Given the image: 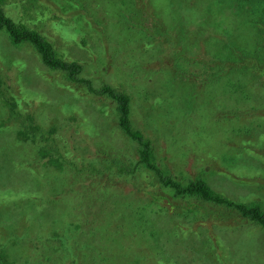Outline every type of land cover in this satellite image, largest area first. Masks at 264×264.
Instances as JSON below:
<instances>
[{
  "label": "rangeland",
  "instance_id": "rangeland-1",
  "mask_svg": "<svg viewBox=\"0 0 264 264\" xmlns=\"http://www.w3.org/2000/svg\"><path fill=\"white\" fill-rule=\"evenodd\" d=\"M29 1L32 3L28 7L29 26L52 38L63 58L84 65L81 75L90 79L92 84L73 83L60 71L46 68L29 46L13 48L4 45L5 51L11 50L9 56L22 65L12 64L7 72L9 83L25 93L26 101L19 112L25 117L28 115L31 121L20 119L19 122L30 123L36 119L46 131L56 124L59 129L52 134L55 140L46 145V150L54 158L63 157V164L70 169L69 173L58 171L59 175H52L53 169L57 171V168L47 157L37 154V148L25 144L12 171L0 167V189L33 191L38 182L42 186V194L37 199L20 195L17 196L21 199L19 201L5 199L7 203L0 202V250L4 245V248L9 246L8 258H0V264H24L25 260H29V264H55L45 263L46 257L52 253L51 244L66 259L64 264H74L67 247L66 250L47 240L50 233H65L67 228L63 230V225L69 227L72 221L80 223L76 227L96 229L92 238L84 237L78 229L79 244L70 246L72 249L83 244L84 247L85 244L90 246L84 249L88 257L87 260L84 258L86 264H100L103 255L107 256L105 264H117L116 258L121 262L124 257L131 264L133 261L139 264L135 260L138 242L148 238L155 244L158 239V246L168 256L176 252L181 257L178 264H220L223 252L217 248L222 247L221 241L228 248L225 264H264V228L242 219L227 221L224 208L197 205L195 208L199 209H189L187 215L183 210L191 223L189 232L185 233L188 237L184 238L185 235L175 234L179 232L176 220L182 216L175 217L171 210L163 211L164 200H156L158 192L170 194L168 187L158 183L157 176L140 169L134 179L120 177L122 186L118 176L111 171L115 165L109 164L127 165L136 160L139 145L119 126L115 101L106 96H94L90 90L107 84L131 95L133 104H137L139 126L157 146L158 165L166 164L165 169L171 175L183 177L182 181L192 175L202 177L211 188L234 200L240 201L249 193L252 201L264 200V155L260 153L264 144L257 143L258 132L244 136L255 144L249 143V151L237 150L245 158L234 168L236 174H242V179L219 173L225 166L223 160L234 159L236 152V135L230 127L239 124L235 120L228 123V116L234 115L238 106L248 104L245 96L248 89L252 93L251 99L264 103V0H243L241 6H223L220 0H195L191 5L190 0H175L179 6H173L175 1L165 6L163 0H157L155 7L149 3L151 12L141 6L140 0L131 3L128 0H8V6L18 4L10 6V16L19 20V7L28 6ZM124 1L129 6H125ZM148 1L144 0L145 3ZM175 7L186 14L180 13L178 18H173L169 12ZM211 10L217 25L213 30L217 47L227 43L233 56L232 42L236 39L237 42H247L248 48L257 51L250 66L240 64L241 69L233 74L243 75L244 84H247L241 90L242 96L229 86L227 77L232 74L219 75V70L213 68L217 78L206 77L207 68L201 61L209 46L204 44L206 36H201L197 42L184 33L186 20L202 16L204 20H211L206 15ZM166 18L170 24L156 33L157 22L164 24ZM62 21L69 27L64 33L66 37L56 26ZM225 25L229 29L228 39L222 35ZM147 31L149 33L144 35L143 32ZM153 34L159 43L158 49L152 47L151 43H155L153 36L152 40L149 39ZM73 36L75 40H72ZM166 36L174 37L180 46H166L162 42L166 41ZM188 54L192 59L189 60ZM20 68L22 73L17 75ZM253 68L255 71H250ZM13 71H16L15 75L11 74ZM256 102L249 104L256 105ZM2 110L6 113L0 100V112ZM223 110L229 115L223 116ZM241 112L239 118L245 116L240 124L244 131L247 125L251 129L262 127L263 130L264 122L263 126H258L254 116L258 110ZM216 127L225 129L221 131L223 134L218 136L214 130ZM204 128L213 135L204 134ZM228 138L233 141L222 144ZM207 152L210 156H206ZM78 160L86 165L102 163L101 168L111 166V169L105 175H96L90 170L85 172L86 175H80L66 162L81 163ZM240 161L239 158L238 163ZM259 172L260 176L254 175ZM88 182L90 184L86 186ZM102 182L106 187L97 191ZM142 207L145 210L135 212V208ZM67 215V220L63 219ZM146 221L157 231L154 237L150 235L151 229L147 228ZM120 233L132 237L130 245L107 248L110 243H107L106 234L114 238ZM91 255L97 260H91ZM153 260L147 256L141 264H153Z\"/></svg>",
  "mask_w": 264,
  "mask_h": 264
},
{
  "label": "trees",
  "instance_id": "trees-1",
  "mask_svg": "<svg viewBox=\"0 0 264 264\" xmlns=\"http://www.w3.org/2000/svg\"><path fill=\"white\" fill-rule=\"evenodd\" d=\"M36 2L37 0H33ZM132 0H128V2L131 3ZM175 0H163L166 4L171 3ZM127 1H124L125 6H129ZM141 6L143 8L148 9L150 12V7L149 3L152 5V7H155L154 4L157 3V0H149L148 3H145L144 0H140ZM162 2V3H163ZM195 0L192 3V0H190V5L194 4ZM223 6H241L243 0H220ZM39 4L43 5L42 2ZM8 0H0V100L3 103V108L6 109V113L2 110L0 112V167L2 170L6 171H12L14 168V165L16 164V158L23 152L24 144L28 147H33L38 149V153L40 156L43 158L49 159V162L54 165L57 168V171L53 169L52 175H59L57 172H66L69 173V169L67 167V164L64 163L63 157L61 158H54L52 157V154L50 151L46 150V145L51 144L54 142V137L52 134L54 131L58 130L59 127L57 128L56 124H53L51 127L49 126L50 130L46 131L38 122L36 119H34V122L30 123H25V122H19L20 119L22 120H27L31 121V118L27 115V117L23 116L22 113L19 112L20 108L22 107V103L26 101L25 98V93L23 91L17 90L14 88V85L9 83V76L7 74L8 69L10 65H21L19 61L15 60L14 57H10L9 53L10 51H5L4 50V45L8 44L10 46H13V48L17 47H23V46H29L33 48L34 55L37 54L38 60L41 62V64H44L46 68L53 70V71H60L63 75V77L71 81L73 83H81L83 82L84 84H89L91 85L92 82L90 79H86L82 77L81 73L84 69V65L81 63L77 62L76 60L70 59V58H63L59 52L56 49V46L54 45V42L52 41V38L46 37L44 33H39L38 31H35L29 26V20H31V15L28 12V7L32 6V3L29 1L28 6H20V17L19 20L15 19V16H10V12L8 10L10 9V6H17L18 4L12 3L10 6H8ZM173 6H179L178 2L175 1ZM157 7V6H156ZM153 11V10H152ZM170 11V10H169ZM180 13L186 14L184 10L179 9V7H175L172 11L169 12V15L172 16L173 18H178ZM210 14V15H209ZM122 16H127L125 14H121ZM208 17H211V20L206 18L204 20V17H196L193 18L189 21H185L186 23H189L190 25H186L185 23V35L190 37V40L193 39L197 42L201 40V36L205 35L206 40L204 41L205 45L208 46V50L204 56L201 57V61L204 63V67L207 68L205 72H207L206 77L211 79V78H217L215 71L213 68H217L219 70V75L223 74H232L231 76L227 77V81L231 84L229 85L230 88L235 89L237 93H239L241 96L243 95L242 89H244V84L245 80L243 78V75L238 74L233 75L235 72L239 71L240 64H246L247 66L251 65V60L254 58V56H257V51L256 49L254 50L253 47L250 49L247 45V42H241V41H234L232 42V49L233 51L231 53H235L233 56L232 54L229 53L228 51V44L225 43L222 47H217L215 43V38L213 35V30L217 25L214 23V12L211 10L210 12L206 13ZM201 16V15H199ZM129 17V16H128ZM122 21V20H121ZM119 24V22H118ZM170 20L166 18L164 21V24L162 22H157L155 26L156 33H160V29L163 28L165 25H169ZM56 26H59V28L62 29L63 32V37L65 32H67L68 28L64 21L58 22ZM155 31L153 33H155ZM229 29L227 30V26L225 25V33H223V37L228 39V34ZM144 35L148 34L149 32H143ZM154 35H151L149 38L152 40V36L154 38ZM164 36V35H163ZM204 37V36H203ZM240 38V37H239ZM166 41H162L166 46L172 45V44H177V40L173 37V39L164 37ZM51 40V41H50ZM72 40H75V36L72 37ZM172 40V41H171ZM155 43L153 44L152 47L159 48V43L156 42V39L154 38ZM147 45V44H146ZM149 45V44H148ZM180 46V45H179ZM224 55V57H222ZM189 60L192 59V56L188 54ZM264 58V57H263ZM245 61V63H241ZM40 64V65H41ZM242 67V66H241ZM24 68V67H22ZM202 71V70H201ZM214 71V72H213ZM250 71H255V68L251 69ZM22 73V69L20 68L17 75ZM203 73V72H202ZM11 74H16V71H13ZM241 75V76H239ZM252 76V74H250ZM203 75L201 74V77ZM232 76L235 77L232 81ZM9 78V80H8ZM191 80L192 77H189ZM203 80V79H202ZM87 84V85H88ZM91 93L94 96H106L111 98L112 100L115 101L116 104V113H118L117 120L119 123V126L122 128V130L129 136L130 138L136 140L138 142L139 148L138 152L136 155V160L130 161V163H127V165L122 164L120 165L119 163H110L109 165H115L112 169L111 166L108 167H100V165H95L93 163L90 164H85L84 161L79 162H73V161H66L68 162V165L71 166L72 169L76 171L77 174L80 175H86L85 172H88L90 170L92 173L96 175H105L106 172L111 169L113 171L114 175L118 176V179L120 180V183H123L122 178L120 177H125L130 179H134L136 176V173L140 171V169H143V173H150L154 176L158 177V183L161 184V186H166L169 189L170 194L168 192H158L157 196L159 198H156L157 201H162L164 200V207H162V210H171L173 215L175 217H181V219H177V225H178V233L177 231L175 232L176 235H185V233L189 232L188 230L190 229V220L187 214H189L190 210L195 208L197 205H208L211 207H220L224 208L225 211H227L225 214L226 220L230 222H234L235 219H242L245 220L246 222H249L250 224H255L257 227H260L261 229L264 228V207L262 206L264 204V200H256L252 201L251 200V194L249 193L248 195H244L240 201L238 199L234 200L232 198H229L227 195H225L222 192H218L211 188V186L207 183L205 179L202 177H192V175L189 179H185V181H182V178H177L169 171L165 169L164 166L158 165V158H157V146L150 138L148 135H146L141 127L139 126V121L137 119V104L134 105L132 101V97L130 94L127 92L121 90L119 87H113L111 85L104 84L99 89H93L91 88ZM247 103L248 104H242L241 106H238L237 110H234V115H229L225 113L223 110V116L229 115L227 118L228 123H231L232 120L237 121L239 126L235 127H230V131L232 133H235L236 137V143H235V148L236 152L234 154V159L230 160H223L224 161V168L220 170L219 173H225L228 176H236L238 178L242 179V174H236L234 168H236L238 165L242 164L245 161V158L243 155L238 154L237 150L240 149L242 151H249V143L252 145H255L253 142L247 141L246 138H244L245 134L249 135L254 132L257 133V143L258 144H264V127L262 130V127L258 129H251L247 125L245 126V131L244 129L240 126L242 124V121H244L245 116L243 119L239 118V114H242V110H249L253 111V109L258 110V113L254 115L257 122L259 123L258 126H263L262 122H264V103H257L254 99L252 98V93L248 89V92L245 94ZM250 102H256L257 104H249ZM215 104V103H214ZM229 107V106H228ZM226 107V108H228ZM244 115V114H243ZM216 117V115H215ZM253 118V116H249ZM214 119V117H213ZM249 127V128H248ZM218 132V136L223 134L221 131L225 130L222 129L220 130L218 127L214 128ZM227 132V131H226ZM203 133L211 136L213 133L210 131H207L206 128H204ZM234 135V136H235ZM214 137V136H213ZM233 141V139H226L225 141L222 142V144L227 145V143ZM209 146V144H208ZM264 146V145H261ZM210 147V146H209ZM51 148H54L51 146ZM210 152V151H209ZM207 152L206 156L209 155L210 153ZM253 152V151H252ZM262 155H264V148L260 151ZM260 158H262L261 155H259ZM240 158V163H238ZM203 159V157H201ZM263 159V158H262ZM111 161H114L113 159ZM228 161V162H227ZM227 162V163H226ZM237 162V163H236ZM22 165V164H20ZM132 165V166H131ZM24 166V165H23ZM75 173V174H76ZM235 175H234V174ZM249 174V173H248ZM251 175V174H249ZM255 176H260V172L254 174ZM206 178L208 176H205ZM110 181V180H109ZM8 183V182H5ZM90 182L87 183L86 186H88ZM123 186V184H122ZM41 183H37L36 187L34 186L35 190L28 191L22 190H13L11 188L9 189H0V202H3L4 204L7 203L5 199L11 200V201H19L21 199H18L17 196L19 197L20 195L24 198L26 197H31L37 199L41 194H42V189H41ZM106 187L105 182L97 187V191H99L98 188H103ZM37 189V190H36ZM252 190V189H251ZM168 194V195H167ZM2 198V199H1ZM22 198V199H24ZM162 198V199H161ZM246 198V200H245ZM183 200L184 203H180V201ZM40 205H43L40 203ZM47 205V204H44ZM43 205V206H44ZM49 205V204H48ZM135 212L138 213L140 211L145 210V207L140 208H135ZM190 209V210H189ZM199 208H195L194 211L198 210ZM184 211H187L186 215L184 214ZM235 212V215L232 214V212ZM121 212V211H120ZM58 213V211H57ZM122 214V213H120ZM142 215L143 212H141ZM67 216H65L63 219L67 220ZM233 217V218H232ZM188 219V220H187ZM61 224H64L62 221H60ZM147 225V228L149 227L150 230V235L154 237L155 233L157 231L153 230V224H150L148 221L145 222ZM69 227H66L65 224L63 225V230H65V233L59 234L57 232L50 233L49 238H47L48 242L54 241L57 243V245L69 249V256L73 257L74 264H78L80 262L84 263L88 257L87 253L84 250L85 247L89 248V245L84 244L82 246H78L75 249H72L70 246H75L79 244L78 237L76 236V231H80L81 233H84V237H90L92 238L93 235L96 234V229L89 228H82L80 225L76 227L77 224L80 223H69ZM80 227V228H79ZM155 231V232H154ZM103 235H105L103 233ZM107 235V243L108 247L107 248H119L123 247L125 244L127 246L130 245V238L131 236L128 237V235H124L120 233L118 237H109ZM175 237L177 238V236ZM188 237V235H185L184 238ZM6 238V237H3ZM54 238V239H50ZM182 237V239H184ZM171 241H173L172 238H170ZM154 241V240H153ZM153 241H150V239H144L141 241V243L138 242L139 246L138 249L136 250V256L135 260L139 262V264L143 263L147 256H150L151 259L153 260V264H178L181 260V257H178L176 252L174 254H170L169 256L167 253L161 249L158 246V239H157V244L153 243ZM114 242V247L113 243ZM50 243V242H49ZM222 247L217 248L220 249V252H223V256L219 258V263L220 264H225V261L227 260L228 256H226V243L224 241H221ZM120 245V246H119ZM157 245V246H156ZM6 245L1 247L2 249L0 250V258H8V247L4 248ZM217 247V245H215ZM55 245L51 244V251L52 253L49 254V256L46 257V262H51L55 264H64L65 260L64 257L59 253L58 250L55 249ZM67 247V248H66ZM214 249V247H213ZM49 250V251H50ZM124 252H126V249H124ZM125 256V253L123 254ZM155 257V258H153ZM86 258V260L84 259ZM91 260L96 261L97 257L91 255L90 256ZM120 262V258H116V263L117 264H126L130 263L127 257H124ZM105 260H107V256H104L101 258L99 261L100 264H105ZM98 262V261H97ZM24 264H29V260H25ZM43 264V263H42ZM134 264V261H133Z\"/></svg>",
  "mask_w": 264,
  "mask_h": 264
}]
</instances>
